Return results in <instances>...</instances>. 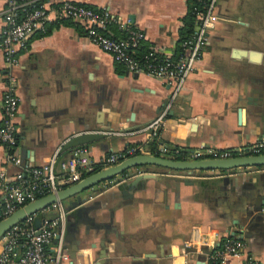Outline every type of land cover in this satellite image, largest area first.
Returning a JSON list of instances; mask_svg holds the SVG:
<instances>
[{
    "label": "crops",
    "instance_id": "crops-1",
    "mask_svg": "<svg viewBox=\"0 0 264 264\" xmlns=\"http://www.w3.org/2000/svg\"><path fill=\"white\" fill-rule=\"evenodd\" d=\"M74 1L106 9L118 19L109 34L119 36V23H130L145 32V49L177 53L189 0ZM4 6L0 0V35ZM215 13L203 57L156 136L145 127L162 110L168 84L116 62L87 36L83 22L51 13L27 46L16 49L14 153L30 166L55 153L58 160L75 156L78 169L87 171L131 145L151 150L153 141L156 149L164 145L188 152L236 151L264 141V0H217ZM4 62L0 47V123ZM89 131L105 135L63 149L70 137ZM2 167L12 177L22 171L0 142ZM187 173L139 165L63 200L70 262L213 264L203 253L186 252L185 242L239 236L246 243L244 254L224 264H240L245 254L264 264V165Z\"/></svg>",
    "mask_w": 264,
    "mask_h": 264
},
{
    "label": "built area",
    "instance_id": "built-area-1",
    "mask_svg": "<svg viewBox=\"0 0 264 264\" xmlns=\"http://www.w3.org/2000/svg\"><path fill=\"white\" fill-rule=\"evenodd\" d=\"M4 26L0 35V47L5 54L6 83L2 94V120L0 123V142L9 150V160L20 164L22 171L14 177L5 167L0 169V219L16 208L23 206L40 196L78 181L82 177L78 169V159L72 156L68 160H58L53 154L40 165L25 164L14 153L17 142L15 120L18 110L17 81L15 71L19 64L16 49L25 48L30 36L43 29L46 20L54 13L56 19L70 18L81 21L86 26L89 36L112 58L135 72H146L168 84L169 95L160 113L145 127L149 135L156 136L160 126L172 111L176 98L181 93L186 78L195 70L202 59L204 50L209 43V31L216 22L217 0H195L198 5L192 9L195 24L190 36L180 43L176 55L163 54L155 49L138 57L135 48L141 45L146 34L143 30L130 23H119L126 33L125 37H113L105 34L107 25L112 21L119 22L106 9H94L74 0H63L50 4L46 0H4ZM202 5V6H201ZM106 134L120 132L108 131ZM264 141H257L236 151L227 150H193V158L208 156H232L263 152ZM262 150V151H261ZM158 155L176 158L178 148L164 145L157 148ZM153 153L143 145H131L122 152H112L102 163L106 167L136 153ZM59 166H56V165ZM91 170V168H90ZM187 174H191L187 173ZM191 176V175H190ZM52 211L55 215L51 214ZM65 210L60 201L28 215L13 224L0 238V264H72L64 244ZM46 214L50 218L46 217ZM43 218L37 225L34 217ZM245 240L239 236H225L216 242H185L184 249L190 253H203L213 264H224L230 256L244 254ZM240 264H259L252 255L245 254Z\"/></svg>",
    "mask_w": 264,
    "mask_h": 264
},
{
    "label": "water",
    "instance_id": "water-1",
    "mask_svg": "<svg viewBox=\"0 0 264 264\" xmlns=\"http://www.w3.org/2000/svg\"><path fill=\"white\" fill-rule=\"evenodd\" d=\"M104 135V133L96 131L80 132L66 140L63 144V149L74 148L80 144L103 137ZM150 164L174 170H186L188 173L193 171L202 172L208 169H230L244 166H260L264 165V151L249 154H237L232 156H208L185 159L168 158L155 153L142 152L132 154L121 159L115 164H111L94 171L88 169L87 174L81 177L78 181L59 189L57 192L45 194L27 202L23 206L16 208L10 214L0 219V238L13 224L23 220L28 215L33 214L54 202H62L70 196H77L85 189L92 187L104 180L111 179L118 174H122L132 167ZM46 217L50 218V216L47 214ZM42 220L43 218H40L39 216L34 217V221L37 225L41 224Z\"/></svg>",
    "mask_w": 264,
    "mask_h": 264
},
{
    "label": "trees",
    "instance_id": "trees-1",
    "mask_svg": "<svg viewBox=\"0 0 264 264\" xmlns=\"http://www.w3.org/2000/svg\"><path fill=\"white\" fill-rule=\"evenodd\" d=\"M195 5H198V3L195 2V0H189L188 10H187V13H186V15H185V17H184V20H183L184 23H183V26H182L181 29H180L179 46H180V43H181L184 39L188 38V37L190 36L191 32L193 31L194 24H195V14L193 13L192 9H193V7H194ZM86 6H88V5H86ZM201 6H202V5H201ZM89 7L94 8V9H98V8H95V7H92V6H89ZM62 19H64V18H62ZM68 19H70V18H68ZM113 24H117V22L114 21V20H112V21L107 25L106 29H105V30H102V32H104L105 34L111 35V34L108 33V30H109L110 26L113 25ZM120 29H121V28H120ZM37 31H38V30H37ZM37 31H35V32H37ZM35 32H34V33H35ZM125 35H126V33L121 29V34H120L119 36H113V35H111V36H113V37H125ZM142 42H143V41H142ZM142 44H143V43H141V45H139V46H137V47L135 48V51L137 52L138 57L144 55L145 53H147V52H149V51L151 50L150 47H149V48L147 47V48L145 49V48L142 46ZM179 49H180V47H178L177 52L179 51ZM176 54H177V53H176ZM176 54H175V55H176ZM173 56H174V55H173ZM150 147L152 148L151 151H152L153 153L158 154V151H157V149H156V143H155V141H153V142L150 144ZM179 150H180V152L177 154V157H176V158L185 159L186 156H187V154H188L189 152H188L186 149H184V148H181V149L179 148ZM99 168H101V165L95 166V167L92 169V171L97 170V169H99ZM81 172H82V177H83L84 175L87 174V171H85V170H82V169H81Z\"/></svg>",
    "mask_w": 264,
    "mask_h": 264
},
{
    "label": "rangeland",
    "instance_id": "rangeland-1",
    "mask_svg": "<svg viewBox=\"0 0 264 264\" xmlns=\"http://www.w3.org/2000/svg\"><path fill=\"white\" fill-rule=\"evenodd\" d=\"M262 150H264V148H262ZM186 158H193V156L191 154H187Z\"/></svg>",
    "mask_w": 264,
    "mask_h": 264
}]
</instances>
